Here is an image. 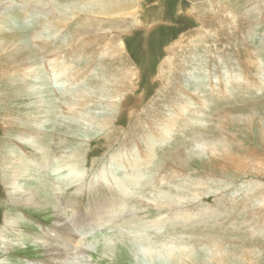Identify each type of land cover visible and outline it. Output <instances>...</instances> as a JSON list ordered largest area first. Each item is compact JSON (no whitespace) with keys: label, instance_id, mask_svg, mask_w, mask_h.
Wrapping results in <instances>:
<instances>
[{"label":"rangeland","instance_id":"rangeland-1","mask_svg":"<svg viewBox=\"0 0 264 264\" xmlns=\"http://www.w3.org/2000/svg\"><path fill=\"white\" fill-rule=\"evenodd\" d=\"M12 1H3L2 8L6 9L3 17L7 18V15H9L8 17L22 18V21L27 24L25 33L32 37L35 30L28 27V25L31 27V24L22 16L24 15V8L21 0ZM72 1L62 0L61 3H71ZM202 2L204 0H141L139 11L135 16L136 24H131L129 27L124 28L120 34V41L124 43L123 57L127 63V68L134 69L137 73V78L132 86L134 89L131 87V89L129 88L130 91L128 90L125 93L126 97L124 99L126 103L117 127L121 126L122 130L126 129V132L129 133L134 128L131 112L137 111L136 113H141L140 115L143 117L142 112L145 110L153 112L154 109L164 107L166 105V101H164L166 99L165 95H168L169 98L179 99L174 104L180 108L189 106L186 101L184 102L186 98L193 102L194 107L192 108L191 105L189 108L197 113L200 112L203 117L199 114L198 116L201 117L200 121H187L190 127L185 129L183 123L180 124V128L172 134L171 144L174 146L172 148L168 147L166 151L159 150L157 152L158 157L155 160L154 167H157V170L159 166L161 167L159 168L163 172L158 177H162L164 172L178 171L177 166L173 165V161H176L173 159L174 156L176 157L179 154L182 158L190 157L189 168H183L184 174L180 176L181 178L176 177L175 179L180 178L179 180L189 183V186L192 187L205 185L208 181L209 187L214 189L213 193L205 196L200 203L194 202L188 205V209L190 207L189 214L194 212L202 214L201 209L196 210L197 207L199 205L206 207L204 210L207 211L206 209H208L209 212L202 214V216L207 218L206 220L208 221H205L207 223H202L203 225L201 223L191 224L187 228L183 224H178L177 220H173L170 222L171 224L166 225L163 219L161 222L165 227L149 228L147 226L148 223L163 217L160 216L155 203L150 204L143 201L144 208L137 205L136 199H138V196V200L142 197L139 191L137 193L138 196L131 199L122 215H119V218L102 227H95L84 236L80 242L82 252L76 257L77 259L74 260L73 264H177L170 261L168 257L163 258L160 255L151 260L149 257H145L138 248L130 251L127 248L128 242L125 239H123L124 243L121 241V237H127L129 234H141V240L145 239V241L152 244L156 243V245L161 244L159 239L164 242L167 239L177 240V238L179 241L185 240V243L186 240H189V243L193 240L195 241L191 243L198 242V240L200 243H204L206 239L204 240L203 236L209 234L210 237L207 238V242L197 250L201 257V264H264V203H261L262 209L259 208L257 209L258 211L252 208L246 210L249 213L244 211L246 202H249L254 195H259L263 198L264 176H253L249 172L239 174L229 168L225 173H211L210 169L212 168H210V165L212 164L210 162L218 159L212 158L213 155L210 152L198 150L196 148L197 140L194 139L195 137H200L206 142L226 143L229 147L236 149L235 152L237 154L245 156L254 153L257 157V162L263 160L262 163H264V126L262 125L264 124V13L260 12L261 15L251 13L248 16L251 27L245 33V36L249 40L245 38L242 40L240 30L235 33L229 30L222 34V43H217L219 39L215 35L209 34L210 30L211 32L214 31V28L208 26V18H206L208 10L202 7ZM12 3L14 5L11 6ZM259 3L264 4V0H260ZM11 7L13 8L11 9ZM205 14L207 15L202 16ZM40 18L37 20L39 21ZM244 22L247 23V21ZM67 27L64 25V28H61L62 31L58 37H63L60 38L59 45L69 36L68 32L70 30L68 31L69 27ZM202 33L208 37L200 43L198 35ZM33 45L36 46L35 43ZM3 50H5V53L7 52L6 49ZM3 50H1L0 54L3 53ZM94 50L95 48L92 47V52L90 51L92 56L78 54L81 59H78L80 63H78V69L75 70L76 73L81 75V78L79 79V86L74 91L81 95L86 92L87 95L85 105L76 106L73 109L77 113H82V116L96 115L97 117L102 113V105L100 103L104 97L99 96L98 89L102 86L104 80L108 78V75L111 74L105 70L112 71L110 68L112 65L111 60H104L103 56L96 55L97 53ZM34 53H36V50L32 47V54ZM216 55L219 57H216ZM12 58L16 60L23 59L24 61L26 59L24 51L19 54L16 51H12L4 57L1 56L3 60L0 65L11 64ZM167 59H171V68H174L175 72L161 80L160 69L162 63ZM191 60H194V64H191ZM87 65L92 66V72L88 73L85 71ZM114 66L116 67L113 72H116L122 65L115 61ZM231 69L234 70L232 71ZM5 71L4 76L6 75L9 80L3 79L0 81V264H55L49 254L45 252L46 248L37 245L41 241L42 243L40 244L49 245V243L42 240V237L46 232L54 231L55 228L59 227L56 225V209H44L45 202L39 195H37L36 199L29 200V197H31L29 195H32L33 189L36 188L34 184L46 181L53 188L51 195L57 205H60L62 201L64 206L66 204L70 207L69 215L74 212H80V214L86 213L87 216L90 215L89 217L91 218L90 207H93L96 201L107 200L109 194H106L107 188H103L105 185L94 187L91 190L89 189V184L78 185L75 180L68 177V172L66 171L59 172L57 170V172H54L56 171L55 160H49L44 165L39 163L38 166L35 162L36 155H38L37 150L23 143L16 135H18L19 131L25 134H30V131L36 133L38 129L46 131L50 136H48L49 141L52 140L50 145L54 147L53 155L60 157V153L63 152V154L68 156L75 152L79 159H83L84 154L87 153L88 162L92 163V165L96 163V166L100 165L101 168L105 159L110 157V154L118 145L114 143L112 150L109 149V143L103 140V136L101 137L98 134L83 136L80 133L73 135L68 132L69 135L62 134L61 137L58 136L59 138H57L58 127L59 130L65 131L67 120L75 119L68 113L66 109L68 107L63 105V100H65L63 97L68 96L67 94L72 89V85H75L74 82L71 83V81L64 79L74 74V72L69 73L64 79L60 80L58 86L60 88H56L54 80H50L52 77L50 68L46 69L50 80H48L49 87L52 86L50 89L54 88L52 92L55 96L43 97V100L47 102L43 104L38 95H33L30 92L29 86L22 80L21 75L11 76L10 74H13V72L9 71L8 68ZM76 73L74 75H77ZM179 74H181L179 77L183 78L182 83L184 85L182 84V87H179L176 83V77ZM228 74L230 75L229 77H227ZM231 76L236 79V82L231 81ZM98 77L101 78V82L98 81L100 79ZM169 77L170 80L168 81ZM83 78H85V81ZM209 78L211 79L210 82H208ZM216 80L219 82L217 85L215 84ZM211 86L216 88L215 91L214 89L212 90ZM76 100L79 102L78 99ZM203 103H205V106ZM179 107H175L174 110L180 111ZM43 110L46 112H43ZM63 112L66 113L64 114ZM54 113L59 117L58 120L54 117ZM42 114L43 116H41ZM218 118L219 120H217ZM143 119L145 120V117ZM232 123L234 125L236 123V125L232 126ZM53 125L55 127H52ZM137 146L139 147V143ZM190 151L193 152L189 153ZM18 154L20 155L18 156ZM21 158L23 159L20 160ZM17 159L18 161H16ZM19 161L28 163L23 166L24 164ZM251 163L254 164V161ZM218 164L223 166L224 163L220 161ZM41 168H44V170ZM15 175L17 180L15 177L13 179ZM154 177L153 174L146 182H154L158 190L163 185L157 184L158 177L156 179ZM13 180L17 181V190L25 192L26 196L28 195L27 197L13 193L11 186H9V183ZM254 181L262 187L256 189L252 194L245 189L250 183H255ZM87 182H89V178H87ZM174 182L176 181L173 179ZM232 184L234 187L231 186ZM166 187L170 190L168 186ZM199 190L204 192L207 188L199 187ZM215 190H220V192L217 193ZM230 190L233 192L229 193L231 192ZM222 193L228 196L238 193L240 200H242L239 204H235L236 206L219 204L218 198ZM147 197V199L150 198L149 196ZM239 205L240 207L237 208ZM220 208H222V211ZM95 209L97 211L95 210V213L93 211L95 214V217L93 216L94 220L97 215L103 212V210H101L102 212L98 211V206H95ZM105 210L109 211L110 209L107 208ZM65 216L67 217L66 214ZM215 216H217L216 219ZM8 217H12L14 220L17 219L18 223L7 224L10 221ZM211 220L214 222L211 223ZM192 225H194V228ZM61 231L60 228L55 230L53 232L54 236H58V232ZM138 231L140 232L138 233ZM146 236L148 238L149 236L152 237V241H148ZM215 239L222 241L221 247L224 246L223 249H220V259L215 258L210 252V248H212L210 242ZM110 244L112 246H109ZM75 247L78 248V245H74V251L77 250ZM221 255L226 256V258L222 259ZM244 255H247V257L245 258Z\"/></svg>","mask_w":264,"mask_h":264},{"label":"bare ground","instance_id":"bare-ground-1","mask_svg":"<svg viewBox=\"0 0 264 264\" xmlns=\"http://www.w3.org/2000/svg\"><path fill=\"white\" fill-rule=\"evenodd\" d=\"M3 1L4 0H0V11L3 12V13L0 12V52L3 49H6L7 52L5 53V50H3V53L0 54V62L4 59V58L1 59V56L4 57L7 53H11L12 51H16L17 54H19L21 51H24L26 59L24 61L23 59L16 60L15 58H12L11 64L0 65V81L3 79L9 80V78L6 75L4 76V73H6L5 69L8 68L9 71L13 72V74H10L11 76L21 75L22 80L26 82V84L29 86L30 92L33 95H38L41 98L42 101L41 103L46 104L47 102L43 100V97H47L50 95L52 97L55 96V94L52 92L54 88L50 89V87L52 86L49 87V81L54 80V83L56 84L55 87L57 88L59 86L60 80L64 79L66 75H68L69 73L71 74V72H74L75 74L76 73L75 70L78 69L79 66L78 63H80L78 61V59L80 58V56H78L79 53L87 56H92L90 54V51L92 52V47H94L95 48L94 52L97 53L96 55L99 56L102 55L104 60H111L112 62V65L110 66L112 71L110 72L108 69L105 70L109 74L110 73L111 74L108 75V78L105 79L103 82L104 84L102 83V86H100L98 89L99 96L104 97L105 99L103 98V101L100 103V105H102L101 108L102 113L97 117L96 115L87 116L84 114H83L84 116H82V113L80 114L77 113L75 110H73L76 106L77 107L84 106L86 102V96H87L86 92L84 93V95H81L74 91V89L77 88V86H79V79L81 78V75L76 73L77 75L72 74L71 76H67L64 79L71 81V83L74 82L75 85L70 84L72 85V89L69 90V93L67 94L68 96H64V97L61 96L65 99L63 100L64 101L63 105L68 107L66 109L68 113L71 115V117L73 118L75 117V119L78 117V119L76 120L66 119L67 124L65 125L66 128H64L66 132L63 130H59V127L57 129V132L59 131L57 138H59L58 136L61 137L62 134L69 135L70 133H72L73 135H77L78 133H80L83 136H88V135L91 136L94 134H98L101 135V137L103 136L102 137L103 140H106V142L109 143L110 146L109 149L112 150L114 145L117 144L118 147L115 150H113L112 154H110V157L108 159H105L102 168L100 165L96 166V163L92 165V163L88 162L87 153L84 154L83 159H79L78 155L75 154V152H73L68 156L67 154H63V152L60 153L61 154L60 157H58L55 154L53 155L52 153H54L53 152L54 147L53 146L51 147L50 145L52 140H50L51 142L49 141L50 136L46 131H42L38 129L36 133H32L29 130L30 134L32 135L25 134L23 132L20 133L19 131L20 134L18 133V135H16L21 139L23 143L37 150L36 152L38 153V155H36V159H35L37 165L39 163L40 164L43 163L44 165L47 164L49 160H53V161L55 160L56 171L54 172H57V170L59 172L66 171L68 172V177H70L72 180H75L78 185L89 184V189L91 190L94 187L105 185L103 188H107L106 194H109L107 200L96 201L94 202V206L90 207L89 210H90V214H92V218L89 217L90 215L87 216L86 213L80 214V212H74L72 215H69L68 212L70 211L69 209L70 207H68L65 203L64 206L62 201L60 205H57V203L54 201L51 195L53 188L50 187V184L48 185L46 181L44 182L40 181L35 183L34 186L36 188L33 189L34 191V192L32 191L33 194L29 195L31 196L29 197V200L31 201L33 199H36L37 195H39L40 198H42L45 202L44 209H51V210L56 209V219H57L56 225L59 227L55 228V230H58L59 228L62 230L61 232H58L59 234L58 236H54L53 232L55 230L46 232L48 234L45 233L44 236L42 237L43 238L42 240H44L46 243H49V245L40 244L42 243L41 241L38 243L37 246H44L46 248L45 252L48 253L49 256L53 259L52 261L53 263L73 264L74 260L77 259L76 257H78L82 252L80 248V242L84 238V236H86V234L89 231L93 230L95 227H102L103 225L112 222L116 218H119V215L120 216L122 215L126 205L131 201V199L138 196L137 193L139 191L141 192L140 195H142V197L140 200H138L139 196L138 199H136L137 205L139 207L144 208L145 205L142 203L143 201L150 204L155 203L156 206L155 205L154 206L157 207L160 216L163 217L157 221L148 223L147 226H149V228L157 229L158 227L164 226V224L166 225L171 224L170 222H172L173 220H177L179 222L178 224H183L187 228H189L191 224L207 223L205 222L208 221L206 220L207 218H203L204 216H202V214L209 212L208 209H206L207 211L204 210V208L206 207L202 205H199L197 207L196 210L201 209V212H203L202 214H200L199 212H194L193 214H189L190 207L188 209V205L194 202H199V203L202 202L203 198L213 193L214 189L209 187L207 183L208 181L206 182L205 185L192 187L189 186V183L182 182L181 180H179L181 178L180 176L184 174L182 169L183 168L186 169L188 167V164L190 162V157L182 158L179 154L176 155V157L174 156L173 159L176 161H173L174 162L173 165L177 166L178 171L164 172L162 177L160 176L158 177V175L161 172H163L160 170L161 167L159 166L160 168L158 167V170L156 169L157 167H154L155 160L158 157L157 152L159 150L166 151L168 147L172 148L174 146L173 144H171L172 134L175 133V131L180 128V124L183 123L185 129L186 127H190V124L187 121H196V120L200 121L201 120L200 118L203 117V114H201L200 112L197 113L189 108L191 105L192 108L194 107L193 102L186 98L184 102L186 101V104H189V106L180 108L179 106L177 105L175 106L174 104L175 101L177 102L179 99L176 100L174 98H169L168 95H165V98L166 99L168 98V100L164 99V101H166L165 102L166 105H164V107L154 109L153 112H150V110H145L142 112L143 117H145V120L140 115L141 113H136L137 111L131 112V115H133L132 120L134 121V128L131 129L129 133L126 132V129L122 130L121 126H120L121 128L117 127L118 120L123 111V107L126 103L124 99V97H126L125 93H127L129 88L131 89L133 83L135 84L134 82L135 79L137 78V73L134 71V69L127 68V63L123 57L124 43L120 41V34L124 30V28L129 27L131 24L133 25L136 24L135 16L139 11V5L141 0H73V1L71 0L72 1L71 3L70 2L61 3L62 0H21L22 7L24 8L23 9L24 15L22 16L31 24V27L29 25L28 27L35 30V33L32 35V37L28 36L25 33L27 24L25 23V21L24 22L22 21V18L17 19L15 16L8 17L9 15H7V18L3 17L6 11V9L2 8ZM259 1L260 0H240L236 2L235 0L234 1L204 0V2H202V7H204L205 9L207 8L208 15L205 14L202 16L207 15L206 18H208L207 19L209 24L208 26L210 28L211 27L214 28V31L211 32L210 30L209 34L215 35L217 39H219L217 43L219 42L222 43L221 38L224 32L232 30L235 33L237 30H240L242 33V40H244V38L247 40L248 38L245 36V33L251 27V23L250 20H248L249 19L248 16H250L251 13H255L259 15H261L260 12L264 13V4H260ZM12 5L14 4L12 3L11 6ZM12 8L13 7H11V9ZM38 18H40L39 21L37 20ZM244 21H247V23ZM64 22L65 24H63ZM64 25L69 27V28L67 27L68 31L70 30L68 32L69 36L66 38L65 41H63L59 45L58 43H60V38L63 36L58 37V35L61 34L62 31L61 28H64ZM36 26L38 27L36 28ZM198 37H199L198 41L202 43V41L206 40L208 36L202 33L199 34ZM33 43H35L36 46H34ZM32 47L36 50V53L34 54H32ZM8 49H13V50L8 51ZM217 56L218 55H216V57ZM115 61H118L119 64H121L122 66L119 67L116 70V72H113L114 68L116 67L114 66ZM21 64L23 65L16 66ZM191 64H194V60H191ZM48 67L50 68V74L52 76L51 78L49 77L50 80L48 79L46 73V69H48ZM160 70H161L160 71L161 80H164V78H167L169 75L174 74L175 70L174 68L173 69L171 68V59L165 60L162 63ZM85 71L88 73H90V71L92 72L93 71L92 66L87 65ZM179 76H181V74L177 75L176 83L178 84L179 87H182L183 78L182 77L180 78ZM229 76L230 75L228 74L227 77ZM230 79L231 81L236 82V79H233L232 76L230 77ZM83 80L85 81V78H83ZM169 80L170 77L168 78V81ZM210 80L211 79L209 78L208 82H210ZM98 81L101 82L102 81L101 78ZM218 83H219L218 80H216L215 84L217 85ZM213 89L215 91L216 88H212V90ZM195 93L198 94V92L196 91ZM76 99H78L79 102ZM51 102H53V100H51ZM203 105L205 106V103H203ZM175 107L176 108L179 107L180 111L174 110ZM43 109L45 110L44 107ZM44 110L43 112H46ZM63 113L65 114L66 112ZM199 114H201L202 116L201 117L198 116ZM41 116H43V114ZM54 117L57 118V120L59 118L57 117L56 114ZM143 120L144 122H142ZM217 120H219V118ZM233 120L235 121V119ZM233 125L234 124L232 123V126ZM262 125L264 126V124ZM52 127L55 126L53 125ZM194 139L197 140L196 148L198 150H204L205 152L206 151L210 152L213 155L212 158L218 159L217 161L210 162V164H212L210 165L211 166L210 168H212L210 169L211 173H217V172L225 173L227 172L226 170L229 168L231 169V171H236L239 174L249 172L253 176H258V175L262 177L264 176V163H262L263 160L257 162L256 159L257 157L254 153L241 156L240 154H237L235 152L236 149L234 150L233 147H229V145L226 143L219 144L214 141L206 142L203 141L200 137L199 138L195 137ZM59 141L61 140L59 139ZM138 143L140 148L137 146ZM192 152L193 151H190L189 153ZM19 155L20 154H18V156ZM22 159L23 158H21L20 160ZM16 161H18V159ZM220 161H223L224 163L223 166H220L218 164V162ZM253 161L254 164L251 163ZM19 162L21 164H24L23 166H26L28 163V162L25 163L23 161H19ZM41 169L44 170V168ZM153 174L155 176L154 179L158 177L157 184L163 185L158 190L154 182L152 183L146 182L150 177H152ZM14 177L17 180V176L16 175L13 176V179ZM176 177H180V178L175 179ZM87 178H89V182H87ZM173 179L176 182L173 183ZM147 183L149 184L147 185ZM9 186H11L13 193L20 194L22 195V197L26 196L25 192H21L20 190H17V181L13 180L11 183H9ZM166 186H168L170 190H168ZM231 186H233V184ZM199 187L207 188L208 191L207 190H205L204 192L203 190L200 191ZM246 187L247 188L245 190L253 194L256 189H260L262 186L257 182L255 183L252 182ZM215 191L217 193L220 192V190H215ZM232 192L233 191L229 193ZM147 196H149L150 198L147 199L148 198ZM218 199H219V204L225 206L235 205V204L237 205L242 200V199L240 200V196L238 195V193H234L233 195L231 194V196H228L226 194L223 195L222 193V195ZM261 203H264V196L262 198L259 195H254V197L249 202H246L244 211L249 210L251 208L254 210H257L259 208L262 209V207L260 206ZM95 206L99 207L98 211L103 210V212L101 211L102 213L100 215H97V217L94 220L95 217L94 213L96 210ZM238 207H240V205L237 206V208ZM107 208H109L110 210L109 211L105 210ZM220 209L222 211V208ZM246 213L249 212L246 211ZM65 214L67 215V217L65 216ZM8 218L10 221L7 224L10 225L13 224V222L18 223L17 219L14 220L12 219V217H8ZM216 218L217 216H215V219ZM163 219L165 220V222L162 225L161 221H163ZM214 221L211 220V223ZM193 226L194 225H192V227ZM249 227L251 228V226ZM139 232L140 231H138V233ZM216 233L218 232L216 231ZM134 234L136 233L134 232ZM140 235L141 234L138 235L129 234L127 235V237L124 236L121 237L122 239L121 238L120 239L122 242L123 239H125L128 242L129 245L127 246V248H129L130 251L134 248H138L145 257H149L151 260L155 258L157 255H160L163 258L168 257L170 261L177 264H201L202 262L201 257L197 252V250L201 245H204V243L207 242L206 241L207 238L210 237L209 234L208 235L203 234L204 236L203 235L202 236L204 237V240L206 239L204 243H200L199 240L198 242L196 241L195 243H191L195 240L191 241L190 243L188 242L189 240H186L185 243V240L179 241L178 238L177 240L167 239L164 242L159 239V241H161L160 242L161 244L156 245V243L152 244L150 242L145 241V239L141 240ZM146 239L149 241L153 238L150 236L148 238L146 236ZM74 245L76 246L78 245V248L75 247V249H77L76 251L73 250ZM211 245H212V248H210L211 254L215 258L220 259V249L224 248V246L221 247L222 241H220L219 239L212 240L210 242V246ZM109 246H112V244H110ZM244 256L245 258L247 257V255ZM221 257L222 259L226 258V256L223 255H221Z\"/></svg>","mask_w":264,"mask_h":264}]
</instances>
